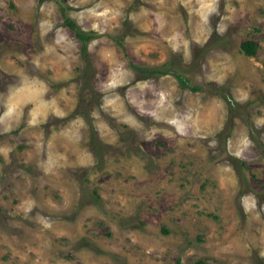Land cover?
<instances>
[{
	"label": "rangeland",
	"instance_id": "374dc122",
	"mask_svg": "<svg viewBox=\"0 0 264 264\" xmlns=\"http://www.w3.org/2000/svg\"><path fill=\"white\" fill-rule=\"evenodd\" d=\"M198 262L264 264V0H0V264Z\"/></svg>",
	"mask_w": 264,
	"mask_h": 264
},
{
	"label": "trees",
	"instance_id": "16d2710c",
	"mask_svg": "<svg viewBox=\"0 0 264 264\" xmlns=\"http://www.w3.org/2000/svg\"><path fill=\"white\" fill-rule=\"evenodd\" d=\"M66 22H68V24H67L68 26L77 29V35L83 41V47L85 48L88 41L91 39L92 36L89 35L87 32L80 30V28H78V25L75 22H73L71 19L68 18V20ZM241 48H242V51L247 55H252V56L257 55L258 46H257L255 40L248 39V40L243 41L241 44ZM134 69L138 72V68H134ZM165 73L166 72H164L162 74H165ZM175 74L177 77H179V79H181L185 82H187L189 80L188 78H185V77L183 78L182 74H180L178 72H175ZM191 89L194 91H198L199 87L194 85V86H191ZM198 264H206V263L198 262Z\"/></svg>",
	"mask_w": 264,
	"mask_h": 264
},
{
	"label": "bare ground",
	"instance_id": "6f19581e",
	"mask_svg": "<svg viewBox=\"0 0 264 264\" xmlns=\"http://www.w3.org/2000/svg\"><path fill=\"white\" fill-rule=\"evenodd\" d=\"M133 120V119H132Z\"/></svg>",
	"mask_w": 264,
	"mask_h": 264
}]
</instances>
